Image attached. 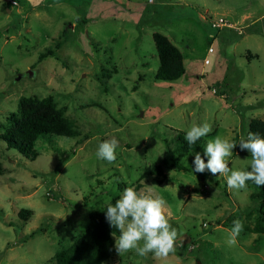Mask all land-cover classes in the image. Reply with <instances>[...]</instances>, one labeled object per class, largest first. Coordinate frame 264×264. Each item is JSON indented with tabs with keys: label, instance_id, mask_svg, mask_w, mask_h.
I'll use <instances>...</instances> for the list:
<instances>
[{
	"label": "rangeland",
	"instance_id": "374dc122",
	"mask_svg": "<svg viewBox=\"0 0 264 264\" xmlns=\"http://www.w3.org/2000/svg\"><path fill=\"white\" fill-rule=\"evenodd\" d=\"M15 1L0 0V135L22 97L47 96L78 135L38 137L31 160L0 139V264H56L92 211L126 187L149 186L167 201L175 253L119 256L113 247L109 264H264L255 187L236 191L224 176L193 172V151L183 169L165 160L167 143L207 122L202 150L229 138L237 143L229 166L250 170L239 142L250 120H264V0ZM214 16L230 25L211 27ZM154 32L181 51L180 78L155 79ZM47 49L55 55L40 60ZM113 137L115 162L98 159V145ZM21 208L32 211L25 220ZM237 219L243 231L229 245Z\"/></svg>",
	"mask_w": 264,
	"mask_h": 264
},
{
	"label": "clouds",
	"instance_id": "9594fccd",
	"mask_svg": "<svg viewBox=\"0 0 264 264\" xmlns=\"http://www.w3.org/2000/svg\"><path fill=\"white\" fill-rule=\"evenodd\" d=\"M212 131V126L204 122L193 124L185 135V140L191 146L206 137ZM119 141L113 137L98 145V159L113 163L117 159ZM237 143L229 138L217 136L206 142L203 156L197 152L192 161L193 172L224 176L229 189L244 190L251 181L258 187H264V137L259 133L249 132L246 139L239 142L240 150L251 154L250 170L234 169L229 166V158ZM167 213V201L154 193L153 186L147 191H136L126 187L120 198L114 204L109 203L105 212L106 221L111 227L119 230L115 239V252L120 256L130 251L141 257L153 253L158 258H167L176 251V241L179 233L173 227ZM243 231V223L237 219L229 232L227 243L235 245L237 237Z\"/></svg>",
	"mask_w": 264,
	"mask_h": 264
},
{
	"label": "trees",
	"instance_id": "16d2710c",
	"mask_svg": "<svg viewBox=\"0 0 264 264\" xmlns=\"http://www.w3.org/2000/svg\"><path fill=\"white\" fill-rule=\"evenodd\" d=\"M153 40L159 59L155 79L173 81L180 78L185 73V67L179 48L160 32H154ZM51 54L55 55L51 49H47L46 52L40 53L38 58L41 60ZM19 105L21 107L19 116L10 119L11 126L0 135V139L4 140L6 148L17 150L27 159L31 160L37 156L34 143L38 137L49 135L76 137L78 135L77 130L71 127L64 118L63 112L55 108L52 96L42 99L22 97ZM249 132L259 133L264 137V120H250L246 138ZM86 138L87 135L84 134L77 142L80 143ZM175 140V145H171L173 141L166 144L165 160L177 168L183 169L186 167L182 164L181 157L187 154L188 151L199 152L205 159L203 156L204 151L201 148V139L190 146L185 140L184 134L179 133ZM247 153L249 152L247 151ZM157 170H160L158 165ZM248 184L257 190L251 194L252 199L258 200L259 216L255 229L260 234H264V187H258L251 181ZM31 212L30 209L21 208L18 216L25 220ZM105 212L106 209H102L90 213L89 224L85 233L69 247L56 252V264H109L107 259L113 251L114 238L119 237L120 232L118 229L111 227L106 221Z\"/></svg>",
	"mask_w": 264,
	"mask_h": 264
},
{
	"label": "built area",
	"instance_id": "2783aa9c",
	"mask_svg": "<svg viewBox=\"0 0 264 264\" xmlns=\"http://www.w3.org/2000/svg\"><path fill=\"white\" fill-rule=\"evenodd\" d=\"M10 4H17L15 0H8ZM230 23L224 16H214L210 18V26L213 28H220L223 26H229Z\"/></svg>",
	"mask_w": 264,
	"mask_h": 264
}]
</instances>
